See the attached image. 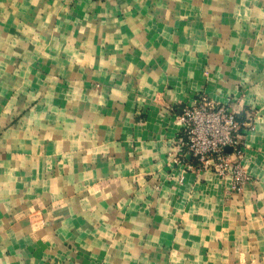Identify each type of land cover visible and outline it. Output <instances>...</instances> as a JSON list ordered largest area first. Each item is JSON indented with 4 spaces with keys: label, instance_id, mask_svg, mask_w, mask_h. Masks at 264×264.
<instances>
[{
    "label": "crops",
    "instance_id": "crops-1",
    "mask_svg": "<svg viewBox=\"0 0 264 264\" xmlns=\"http://www.w3.org/2000/svg\"><path fill=\"white\" fill-rule=\"evenodd\" d=\"M203 93L240 192L174 160ZM0 264H264V0H0Z\"/></svg>",
    "mask_w": 264,
    "mask_h": 264
},
{
    "label": "built area",
    "instance_id": "built-area-1",
    "mask_svg": "<svg viewBox=\"0 0 264 264\" xmlns=\"http://www.w3.org/2000/svg\"><path fill=\"white\" fill-rule=\"evenodd\" d=\"M258 119L257 112L241 113L232 99L223 103L199 94L184 103L177 115L181 129L175 162L193 159L198 169L212 170L223 179L231 177L232 190L240 192L250 178L242 164L245 140Z\"/></svg>",
    "mask_w": 264,
    "mask_h": 264
},
{
    "label": "water",
    "instance_id": "water-1",
    "mask_svg": "<svg viewBox=\"0 0 264 264\" xmlns=\"http://www.w3.org/2000/svg\"><path fill=\"white\" fill-rule=\"evenodd\" d=\"M226 150H227V151H231V149H230V148H226Z\"/></svg>",
    "mask_w": 264,
    "mask_h": 264
}]
</instances>
